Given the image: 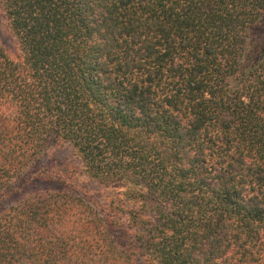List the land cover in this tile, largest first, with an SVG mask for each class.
Listing matches in <instances>:
<instances>
[{"label": "trees", "instance_id": "obj_1", "mask_svg": "<svg viewBox=\"0 0 264 264\" xmlns=\"http://www.w3.org/2000/svg\"><path fill=\"white\" fill-rule=\"evenodd\" d=\"M0 5V264H264V0ZM59 143L115 195L26 189Z\"/></svg>", "mask_w": 264, "mask_h": 264}, {"label": "rangeland", "instance_id": "obj_2", "mask_svg": "<svg viewBox=\"0 0 264 264\" xmlns=\"http://www.w3.org/2000/svg\"><path fill=\"white\" fill-rule=\"evenodd\" d=\"M264 36V15L253 28L252 39L260 43ZM0 43L11 57L19 55V48L12 35L0 5ZM33 170H40L43 177L52 179L27 185L26 189H47L51 191H68L84 198H94L100 202L115 195V189L105 188L88 178L83 172L79 159L67 143L52 145L34 164ZM145 264V263H140Z\"/></svg>", "mask_w": 264, "mask_h": 264}]
</instances>
